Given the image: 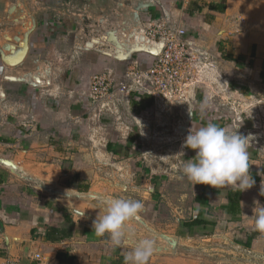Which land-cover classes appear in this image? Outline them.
I'll list each match as a JSON object with an SVG mask.
<instances>
[{
    "label": "crops",
    "instance_id": "0c3cea01",
    "mask_svg": "<svg viewBox=\"0 0 264 264\" xmlns=\"http://www.w3.org/2000/svg\"><path fill=\"white\" fill-rule=\"evenodd\" d=\"M164 18L187 31L202 69L200 90L172 103L175 125L211 122L248 138L255 184L198 185L192 219L170 248L155 230L146 264H185L184 238L186 264H264L253 212L254 201L264 206V0H0V264H125L130 238L115 246L93 232L98 202L146 186L157 200L164 175L149 176L137 141L115 139L100 119L128 109L118 130H131L156 111L161 124L163 105L136 91L96 104L89 87L102 73L119 83L127 68L147 69L152 58L134 36Z\"/></svg>",
    "mask_w": 264,
    "mask_h": 264
},
{
    "label": "rangeland",
    "instance_id": "374dc122",
    "mask_svg": "<svg viewBox=\"0 0 264 264\" xmlns=\"http://www.w3.org/2000/svg\"><path fill=\"white\" fill-rule=\"evenodd\" d=\"M135 37L136 36H134V38ZM186 40L189 45L190 67L192 68L194 84L187 91L185 90V94L180 99L160 103L156 102L157 104L163 105L161 114L165 122L160 124V122L155 121V116H159L156 111H152L148 115H145L143 118V124H140L141 126H137L133 129L131 125V130L126 128L125 130H118L119 122L122 123L124 118L129 116L127 114L129 113L128 109H125L126 112H124V116L120 111L115 115H111L110 113L109 116H101L100 119L103 126L108 127V129L111 127L113 128V135L115 139L119 141H126L133 137V139L137 141L136 143L138 147L141 148L144 155V157H140V159L142 158V168L149 171V176L150 173H161L164 175L165 184L163 187L165 188V194H163L164 197H159L157 200L153 197L152 193L154 192H150L148 186L141 189L140 196H138L137 192L134 193L133 189L125 191L120 190L118 193L110 196V198H130L138 200L143 204V209L140 213L139 219L141 221L130 220L127 222V224L130 223L129 230L132 231L131 233L135 234L138 230L142 231L141 239L133 237V235L130 237V244L129 242L126 243V246H129L132 249H134L140 240L145 238H151L155 244V230L164 234V236H162L163 245L170 248L171 244L168 239L170 238L169 236L171 234L177 235L178 232L180 234L183 224L190 221L193 217L190 210L194 199L195 189L198 188V185L200 184L193 185L191 181L183 176L182 163L183 161L194 159L196 153L194 150L184 147L185 139L191 129H183L178 125H175L177 123V117L181 118L182 116L177 115L176 111L173 110L175 107H172V103L174 102L182 103L187 101V97L190 92L195 90L197 87L196 78L198 77L199 71L200 73L202 71V69L197 70L193 66L197 62V55L196 53L194 54V46L189 39H187V31ZM203 56L205 55L203 54ZM203 58L207 61L210 60L208 57ZM199 90L200 89L196 88L195 92ZM118 95L122 96L120 93H115L113 99H115ZM110 101H112V99H110ZM178 105L181 106V104H176V107H179ZM130 112L131 115L135 116V114H139L140 119L142 118V114L136 113L135 109L130 108ZM182 120L187 121V118L183 117ZM101 200H99L98 203L103 209ZM176 225L179 226L178 231L176 230ZM105 237L108 236L105 235ZM174 246L175 245H173V247ZM176 246L180 250L179 259L186 264V253H188L189 247L192 248L193 246L187 242V238L180 240L179 245L176 244ZM190 260L194 261L193 258Z\"/></svg>",
    "mask_w": 264,
    "mask_h": 264
},
{
    "label": "clouds",
    "instance_id": "9594fccd",
    "mask_svg": "<svg viewBox=\"0 0 264 264\" xmlns=\"http://www.w3.org/2000/svg\"><path fill=\"white\" fill-rule=\"evenodd\" d=\"M247 139L237 132L214 123H207L197 130H190L184 147L194 150V159L183 161L182 173L193 185H208L219 189L231 186L240 192L251 189L255 180L249 173ZM261 194L264 195V188ZM103 212L93 222L96 236L107 235L115 246H121L130 238L126 233L127 222L139 220L142 202L130 198L102 199ZM255 230L264 234V206L254 201ZM151 238L140 240L125 256V264H146L154 252Z\"/></svg>",
    "mask_w": 264,
    "mask_h": 264
},
{
    "label": "built area",
    "instance_id": "2783aa9c",
    "mask_svg": "<svg viewBox=\"0 0 264 264\" xmlns=\"http://www.w3.org/2000/svg\"><path fill=\"white\" fill-rule=\"evenodd\" d=\"M135 38L141 43L142 50L151 56V64L145 70L138 66L127 68L119 83L110 73L94 76L89 87L94 103L108 101L115 93L129 95L134 91L147 95L155 103L172 101L182 98L185 90L194 84L185 30L171 26L164 18L139 30ZM37 259L40 261L41 256ZM6 264L19 263L6 261Z\"/></svg>",
    "mask_w": 264,
    "mask_h": 264
},
{
    "label": "trees",
    "instance_id": "16d2710c",
    "mask_svg": "<svg viewBox=\"0 0 264 264\" xmlns=\"http://www.w3.org/2000/svg\"><path fill=\"white\" fill-rule=\"evenodd\" d=\"M198 224V223H197Z\"/></svg>",
    "mask_w": 264,
    "mask_h": 264
}]
</instances>
